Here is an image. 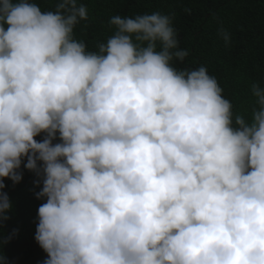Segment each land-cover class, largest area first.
Here are the masks:
<instances>
[{
	"label": "clouds",
	"instance_id": "9594fccd",
	"mask_svg": "<svg viewBox=\"0 0 264 264\" xmlns=\"http://www.w3.org/2000/svg\"><path fill=\"white\" fill-rule=\"evenodd\" d=\"M86 20L79 0H0V229L26 160L45 264H264V86L234 116L205 67L173 66L169 16H113L97 51Z\"/></svg>",
	"mask_w": 264,
	"mask_h": 264
},
{
	"label": "trees",
	"instance_id": "16d2710c",
	"mask_svg": "<svg viewBox=\"0 0 264 264\" xmlns=\"http://www.w3.org/2000/svg\"><path fill=\"white\" fill-rule=\"evenodd\" d=\"M42 11H54L58 0H35ZM88 20L74 29V37L97 51L96 45L113 34L108 22L113 16L131 17L159 12L169 16L180 50L189 55L177 70L207 69L232 104L233 115L250 119L255 104L252 83L264 86V0H79ZM222 33L229 41L225 44ZM44 135L36 137L42 142ZM57 139L53 143H59ZM22 162L18 184L4 180L3 189L13 205L3 222L4 264H45L47 255L35 241L38 208L46 199H37L42 177L29 172ZM38 166H40L38 164Z\"/></svg>",
	"mask_w": 264,
	"mask_h": 264
}]
</instances>
